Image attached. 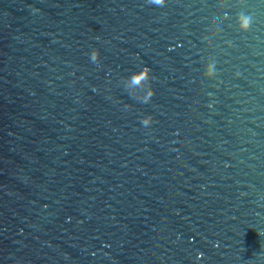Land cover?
Segmentation results:
<instances>
[{"label": "water", "instance_id": "water-1", "mask_svg": "<svg viewBox=\"0 0 264 264\" xmlns=\"http://www.w3.org/2000/svg\"><path fill=\"white\" fill-rule=\"evenodd\" d=\"M0 264H264V0H0Z\"/></svg>", "mask_w": 264, "mask_h": 264}, {"label": "clouds", "instance_id": "clouds-1", "mask_svg": "<svg viewBox=\"0 0 264 264\" xmlns=\"http://www.w3.org/2000/svg\"><path fill=\"white\" fill-rule=\"evenodd\" d=\"M147 3L150 5L157 6V7H164L166 0H147ZM237 23L239 26V30L241 32H247L248 29L250 28L251 24H252L251 14L245 13V14L239 15L237 17ZM89 57H90V61L92 63L98 62L99 51L97 49L93 48L91 50V52L89 53ZM150 71H151L150 68L145 66V67H142L140 70L132 72L129 76L123 78L126 82L123 86L127 90L128 95L131 96L132 98L138 100L139 102H142L145 104L149 103L151 98L155 94L154 89L151 85V81H152L153 77L150 75ZM216 74L217 73H216L215 61H213L212 63H209V64H205L204 70H203L204 78L211 79ZM145 84L147 85V87L143 88V95L140 97L134 96L131 89L133 87H142ZM152 123H154V121H153V117L150 114L144 115L140 119V124L146 128L149 127ZM201 255L202 254L197 253V259H199L201 257Z\"/></svg>", "mask_w": 264, "mask_h": 264}]
</instances>
